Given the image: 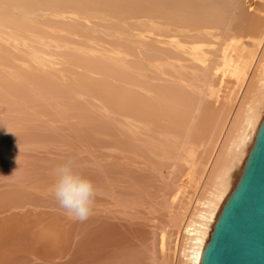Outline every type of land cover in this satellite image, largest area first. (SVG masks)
<instances>
[{
    "label": "rangeland",
    "instance_id": "1",
    "mask_svg": "<svg viewBox=\"0 0 264 264\" xmlns=\"http://www.w3.org/2000/svg\"><path fill=\"white\" fill-rule=\"evenodd\" d=\"M253 1V9H251L252 12H250L248 16L259 17L258 19L262 20V18H264V0ZM42 2L43 3H40L42 8H40L33 6L35 5V2L32 0H0V11L1 13L3 12L2 14L0 13V70H4L7 67L13 68L8 74L0 73L1 91L8 94L3 95V93L0 92V162L7 163V166H9L0 165V177H2L0 180L7 181L8 178L12 179L10 185H5L3 187L5 191H10L11 189L10 192H13L15 189L17 190L19 188H34L37 196L36 198L35 195L32 196L23 193V195L26 194L25 199L29 203V206L23 208H21L19 203L14 201H12L10 205L0 206V264H189L188 256L193 242L190 241L189 238L183 237V226L188 222V219L194 210V205L193 207L190 206V201L189 203L187 201L192 198L193 200L191 202H194L197 197H199V191L190 189L189 183L187 182L188 179H184V175L193 162H196V160L204 161V158L200 159L201 152L199 153V149L196 150L198 153L196 152V156H194L193 159L194 161L189 158V161L191 162L188 161L182 166L183 171L180 168L170 172L172 168L167 165L164 166L157 164L159 167L156 165L153 168L152 164H148L149 170H151L157 178L136 179L135 177L133 178L132 175L123 174V172L118 171V169L122 170L127 161H137L138 163L135 164V166H137L138 169L139 167H145L142 163L145 161L147 150L145 149V152L141 149L145 143L139 138L140 141H134V144H136L139 149L133 148V150H128L125 148V143L122 141V131L124 130L123 119L126 118L124 115L128 116L129 114L127 113H132L129 117L132 116L138 111L137 108H134L137 110L135 111L127 107L129 109H127V111L122 108L124 105L121 104L119 107L114 106V109L108 108L105 110L102 109V107H99V104L97 107L91 108L90 105L84 102L79 93L72 94L71 91L72 85L81 82L80 79L83 78L82 74L84 71L83 61H75L76 52L71 51V54L74 53V60L70 58L71 55L64 53L56 55L53 58L61 60L59 57H62L64 59L62 62L65 63V65H52L44 59H41L42 57L39 56L43 55V51H49L51 54H53L54 51L57 54L60 53L62 47L67 46L65 43L66 37H69L74 41L77 40L79 44L78 46L75 45L77 49H82L84 47L83 49L88 51L85 47L89 46L93 47L90 50L94 52L95 50L105 49L107 50V56H110L108 58L113 61H111L112 64H119L123 68L122 74L119 73L121 74L120 78L118 76L119 74L113 76L112 73H109V78L106 76L108 71L104 72L103 69V71H101V69H98V66H95L93 67L92 72H86L88 73V75L86 74L87 76L85 74L83 75L85 76L84 79L91 81L87 77L92 76L93 79H96L97 81L101 79L106 81L105 78L108 77V81L106 82L109 84L117 83V85L122 87V84L128 81L130 83L131 80H134L131 81V83L135 82V84L142 80V83L140 84H147L150 86L157 85L159 80L156 81V79L161 77L164 80L161 78L160 83L165 82V79L171 80L174 77V74L171 75L174 69L170 65L175 64L186 66L182 68V74L186 77L194 74L197 69L199 70L200 66L204 67L209 64L208 62L204 63V65L196 64V62L193 64L192 58H190L188 53H190L189 51H191L194 46V48L201 47L207 50L208 52L206 56L208 55V59L218 57L220 53H217V55L211 52L215 47L211 42H201V40L184 36L185 33L182 32V27H179L178 30L176 27H173V30L167 29V24L178 26V24H174L169 19H167V24L165 26H161L156 20L157 5L155 0H42ZM25 10H32L35 13L34 17L29 18L30 16L25 13ZM54 12H58L60 16L62 15V19H58V15L55 16ZM235 16L236 14L232 16V19H234ZM70 17L73 18L74 23ZM22 21L27 24L26 26L29 25L35 28V30L37 29V32H45L47 36L45 42L50 39L55 40V50H53L54 47H46L48 44L43 46L41 42L32 37L35 32H28L27 27L23 28L21 26ZM57 21L62 22L57 23ZM251 21L253 20H248L247 25L245 24L244 28H248ZM29 33L32 36L29 35ZM245 35H247L246 37H249L250 32H245ZM24 37L30 40V45L24 42ZM171 42L176 45V47L170 46L172 49L168 50L170 47H166L168 44H171ZM141 45L143 46L141 47ZM156 45H160L161 50H163H153ZM181 45L182 47H179ZM71 46L72 45H68V47ZM183 47L188 50H185L187 53L184 51ZM174 48H177L176 51H179L176 52ZM36 50L41 52L39 54L33 52ZM25 51H27V54ZM182 53L187 57H184ZM32 56H36L39 62H36ZM76 57L77 59L79 58L78 55H76ZM102 58L103 57H100L97 60L101 61ZM69 62H71V64ZM165 62H167V64H164ZM159 63L162 67H159V69L155 68ZM51 65L52 69L50 72L47 68ZM165 67H167V70ZM74 68H76L75 70L78 76H69L67 71L70 74H74ZM162 70L164 71L162 72ZM215 70L212 68L213 73L216 72ZM13 71L19 73L17 76L14 75L16 77L15 82H11L8 79V76L13 75ZM96 71L99 76L96 75ZM151 71L154 73L152 74ZM157 72L159 77L155 74ZM212 72L209 73L210 77L212 76ZM103 75H105L104 78ZM152 75H155L157 78ZM64 76H67V79H64ZM135 76H137L135 78L136 80L134 79ZM147 76L150 80L153 78L155 82L153 80L150 82ZM168 76L170 77L168 78ZM114 77L118 80L115 81ZM220 79H222L221 74L213 80L216 88L220 90L222 95H224V92H227L228 94L229 89L232 88V81L229 77H223L222 80ZM50 82L56 83L55 86L58 85L60 87L62 83L64 87H67V89H64L61 86L60 93H71L70 95H61L64 98L63 101L60 98V100H56L59 101L61 106L65 109H60L64 111L62 118L56 117L47 110L48 108L51 109V106L49 107L51 103L46 105L43 103L45 107L42 106V108H37L38 103L36 102V96L42 91L50 90ZM145 82H148L149 84ZM92 83L96 85L93 87H98L96 84L98 82ZM55 90L57 92V88ZM54 95L55 92L52 91L49 98H55L56 96ZM102 96L105 95L102 94ZM85 98L88 100L87 97ZM221 98L218 101L220 103L223 102ZM94 102L96 103V101ZM63 103L66 106H63ZM30 107H34L33 111L28 110ZM44 108L47 109L45 110ZM54 109L57 110L56 107L52 106V110ZM35 111H40V114H37ZM32 113L37 114V116H30ZM39 118L41 120L44 119L43 121H45L46 124H51L52 127L46 124L44 127H41L40 125L43 123L39 121ZM4 122L6 123L4 124ZM109 123L111 124V129ZM58 128H62V133L66 136L65 138L59 137L60 132ZM95 128L100 131L106 129L105 131L109 132L104 133L107 134L105 136L106 139L105 137L103 138L106 142L103 143L104 141H100V144H88L87 146L89 148L87 151L83 149L81 150L75 146V151H73V153L75 152V156H78L80 159L89 157L90 163L88 165L89 168L77 164L75 167L78 170V174L80 170L88 171L92 169L95 164H105L107 167H110L105 169L102 173L105 179L112 178L113 183H116L117 186L121 187H124L123 182L126 179L136 181V184H138V194L136 196L130 195L129 189H123L122 192L120 191L121 193L116 194L107 188L105 190V185L99 182L93 175V185L95 188H99V191L96 189L94 196L95 199H93L92 203V210H94L91 212V215L94 216V214H97L95 215L97 218L94 216V219L93 216L90 215L88 220L80 223L79 221H73L67 218L63 213V210L57 207V203L54 200L47 198L52 197V194L50 190L45 187L43 182L38 180L36 182L35 180L28 182L24 180L18 185L12 183L16 179L33 174L35 172H32L33 169L47 172L52 167L46 169L49 164L44 160H41V158H55L57 157L56 155L60 156L62 154L64 156L69 155L70 150L68 149H70V144L72 143L70 139L76 134L75 130L84 129L85 132L93 135V133H95ZM109 130L112 131V133ZM15 135L19 138L16 140L10 139V137ZM120 135H122V137H120ZM114 139L117 142H112ZM18 144L20 151L17 146ZM154 150L155 155L151 154V157L163 160L159 157L160 152L158 149L154 148ZM247 155H245L246 157L244 160L247 158ZM18 156L19 163L14 165ZM91 160L95 164H92ZM181 160L182 159L178 160V163L180 162L179 164L182 163ZM244 160L242 161L243 165ZM11 162L13 164H11ZM14 171L15 174H13ZM241 171L242 169H239V171L235 170L230 178L228 189L225 193L226 199H224L216 209L215 218L210 225V232H212L211 229H213L225 201L238 182ZM169 174H171V176ZM148 175L150 176V174ZM3 176L6 177L3 178ZM161 186H165L163 192L166 190V192L163 193V198L161 197L162 192H159ZM42 191H44L43 194L41 193ZM175 193H179L180 196L184 195V198H179L181 199L180 201L178 199L177 201L172 202L169 197ZM113 194L116 196L115 198ZM104 196H107L108 198L106 197V199ZM112 198H114V200H112ZM103 200L106 201L103 202ZM120 200L121 202H117ZM123 201L124 203H122ZM181 201L183 205L180 203ZM166 203L168 206L165 207ZM112 204L115 206H112ZM101 205L104 206L102 207ZM121 205H124V208H122ZM152 207L157 208L153 209ZM131 208L133 213L134 210H138V213L136 212V214H133L130 211ZM105 210L106 212H109V214H107ZM110 212L118 214H112ZM122 213L124 214L121 215ZM125 213H128V216H126ZM101 214L103 216L102 220L100 218L102 217ZM120 217L122 218L120 219ZM64 230H66L67 233ZM210 232L204 243V247L209 241ZM167 233L169 234V237L166 239L167 241H165V245H163L162 238H164ZM44 236H46L48 240L45 239ZM67 243H69L68 246L65 245ZM118 249L119 251H116ZM130 252H132V254L128 255ZM200 261L201 259L190 264H200Z\"/></svg>",
    "mask_w": 264,
    "mask_h": 264
},
{
    "label": "bare ground",
    "instance_id": "2",
    "mask_svg": "<svg viewBox=\"0 0 264 264\" xmlns=\"http://www.w3.org/2000/svg\"><path fill=\"white\" fill-rule=\"evenodd\" d=\"M32 1L35 2V5H33V6L42 8V6L40 5V3H43L42 0H32ZM155 2L157 5L156 20L161 26H165L167 24V19L171 20L174 24H178V26H175L172 24H167V26H166L167 29L173 30L172 28L176 27L178 30L179 27H182L183 28L182 32L185 33L184 36L201 40V42L213 43V45H215L216 48L214 47V49L211 50V52H213V54L220 53V55H219L220 57L218 56V57H212V58L208 59L207 58L208 55L206 56V54L208 52L207 50H205L204 48H201V47L194 48L195 47L194 46L191 49V51H189L190 53H188L190 55V58H192L193 64H195V62H196V64H203V65L206 62L209 63L204 67L199 65L200 66L199 70L197 69L195 73L192 71L194 74L191 73L192 75L186 77L185 75L182 74V68H184L186 66L175 64V65H170L174 69V71L171 75L174 74L175 78L171 77L172 78L171 80L165 79L166 81L162 82L163 84L160 83V80L162 77L159 79H156V81L159 80L158 83H160L161 85L158 84L157 82H156L157 85L152 84L153 86H150L147 84L142 85V84H140V83H142V80H141V82L135 84V82L131 83V81H134V80L130 79L131 80L130 83H129V81L128 82L124 81L125 83L122 82V83H124V84H122V87L117 85V83L114 84L112 82L113 84H109L108 82H106V81H108L107 78L108 77L110 78V76H108L109 73H112L113 76L115 74H119V73L122 74L123 68L119 64L118 65L112 64L113 61L110 58H108L110 56L109 55L107 56V50H105V49L104 50H95V52L90 50L91 48H93L90 46L85 47L86 49H88V51L83 49L84 47L82 49H77V47L75 46V45H77V46L79 45L77 40L74 41L71 38L66 37L65 43L67 44V46L66 47L63 46L60 53L57 54L54 51L53 54H51L49 51H47L48 53L43 51V55H41L39 57H42L41 59H44L46 62H48L52 65L53 64L65 65V63L62 62L64 60L62 57L58 56L59 58H61V60H59L58 58H56V59H53V58L56 55L64 53L67 55H71L70 58L73 59L74 53L71 54V51H73V52L75 51L77 53V54L75 53V61L76 60L77 61L78 60L83 61L84 71L82 74L83 78L80 79L81 82H79L76 85L71 86L72 94L73 93H79L82 96L84 102H86L88 105H90L91 108L97 107L98 104H99V107H102V109H105V110L108 108H113L114 106L119 107L120 104L124 105L122 108H124L126 110L128 108L133 109V110H135L134 108H137L138 111L135 110L137 112H135L132 116L129 117V115L132 113H127V114H129L128 116L124 115V117H126V118L123 119L124 130L122 131L123 133L121 132L123 135L122 141L125 143V148L128 150H133V148L139 149V147L136 144H134V141H136V140L140 141V139H141L143 141V143H145V145H143V147L141 148L143 151H145V149L147 150L145 161H143V163H142L145 167L142 166L143 168L139 167V169H138L137 166H135V164L138 163L137 161H132V162L127 161V162H125V167H123L122 170L118 169V171L123 172V174L132 175L133 178L135 177L136 179H138V178H140V179H143V178H148V179L151 178L152 179V178H154L155 179L157 177L151 170H149L148 164H152L153 168L157 164L164 165V166L167 165L170 168H172V170L170 172H173L174 170H177L180 168L182 170V166L186 162L189 161V158H191V160H193L194 156H196L195 155L196 152L198 153V151H196V150L199 149V153L201 152L200 153L201 154L200 159L204 158V161L196 160V162H193L191 165L189 164L190 168L187 170L186 174L184 175V179L185 178L188 179L187 182L189 183L190 189H194L195 191H199L198 192L199 197H197V199L194 202H191L193 200L192 198L189 199L188 201L186 200L188 203L190 201V206L193 207V205H194V210L191 207L193 210V213L191 211L192 214L189 217L188 222L185 224V226H183V233H184L183 237H187L190 239V241L193 242V245L190 249V253L188 256L189 262L187 261L190 264L192 262H195V261H198L201 259L204 243L206 242V239L209 235L210 225L212 224V222L215 218L214 216L216 213V209L224 201V199H226L225 193L228 189L229 180L232 177L235 170L239 171V169H243L244 165H243L242 161L246 157L245 155H247V153L250 151L252 144H253V141L255 139V134H256V132L259 128V125L262 122V119L264 117V18H262V20H259L258 19L259 17L257 18L254 16L253 17L248 16V14L250 12H252L251 9H253V5H254L253 0H155ZM17 3H18V1H17ZM0 13H1V11H0ZM25 13H27V15L30 16L29 18H33L35 15V13L32 10H25ZM54 13H55V16L58 15V19H62L61 18L62 15L60 16V14L58 12H54ZM235 14H236V16L234 17V19H232V16ZM7 17H8V14H7ZM70 18H72V17H70ZM71 20L74 23L73 18ZM248 20H253V21H251L248 28H244L245 24L247 25ZM19 22H21V21H19ZM61 22L62 21H57V23H61ZM26 25L27 24L22 21L21 26L23 28L27 27L28 32H31V31H32V33H33V31L35 32L34 36H32L30 33H29V35H31L32 37L37 39L39 42H41L43 44V46H46V44H48L46 47H54L53 50H55V48H56L55 40L49 38L50 40L45 42V39H47L45 32H37L36 31L37 29L35 30V28H33L32 26H29V25L26 26ZM27 31H26V33L28 34ZM163 31H165V30H163ZM245 32H250V36L246 37L247 35H245ZM166 33H168V32H166ZM170 33H172V32H170ZM184 36H182V37H184ZM24 38H25L24 42L28 43L30 45V40L26 39V37H24ZM247 40H248V42H247ZM68 45L69 46L72 45L73 48H72V46L68 47ZM172 45H174V44L171 42V44H168V46L166 48H168L170 46L176 47V45H174V46H172ZM142 46L143 45H141V47ZM160 47H161L160 45H156V47L153 50L157 49L158 51L159 50L162 51L163 49L161 50ZM171 47L168 48V50L172 49ZM179 47H182V45ZM139 49H140V46H139ZM183 49H184V47H183ZM176 50H177V48L175 49V51ZM185 50H187V49H184V51ZM178 51H176V52H178ZM187 51H185V52L187 53ZM25 52L27 54V51H25ZM33 52H37V54H39L41 51L36 50ZM211 52H209V53H211ZM76 55H78V57H79L78 59H77ZM61 56H63V55H61ZM183 56L187 57L184 54H183ZM32 57H34V60H36V62H39L36 56H32ZM100 57H103V58L101 61H98L97 59H99ZM183 58H182V60H183ZM56 60H58V61H56ZM73 60H72V62H73ZM186 60H187V58H186ZM69 63L71 64V62H69ZM164 64H167V62H165ZM189 64H190V62H189ZM52 65L47 68L48 71H50V72L52 69ZM159 65H160V63L155 68L159 69V67H162L161 65L160 66ZM95 66L96 67L98 66V69H101V71H103V70H104V72L108 71V74L106 75L108 77L105 78L106 81L104 79L97 81L96 79H93L92 76L87 77L91 81H87L84 79L85 76H83V75L84 74L88 75V73H86V72H92V69ZM165 68L167 70V67H165ZM212 68H214V70L216 68V70H215L216 72L213 73ZM11 69H13V68L7 67L4 70H0V73L1 74H8L12 71ZM75 69L76 68H74V70ZM158 69H157V71H158ZM58 70H60V69H58ZM71 71H72V69H71ZM163 71L164 70H162V72ZM169 72H171V71H169ZM210 72H212V76H211L212 78L210 77V74H209ZM54 73H56V72H54ZM153 73L154 72H152V74ZM12 74L13 75L8 76V79L11 82H15L16 81L15 76L19 75V73L16 71H13ZM67 74L69 76H78L76 70H75L74 74L73 73L70 74L68 71H67ZM121 74L118 75L119 78H120ZM155 74H157V77H159L158 72ZM164 74H165V72H164ZM220 74L222 75V79H223V77H229V79L232 81V88L229 89L228 94H227V92L226 93L224 92V95H222L220 93V90L218 88H216V85L214 84V81H213L214 78H217ZM96 75H97V71H96ZM97 76H99V75H97ZM104 76L105 75H103V78H104ZM136 77L137 76H135L134 79ZM153 77H156V76L154 75ZM169 77L170 76H168V78ZM63 78L67 79V76H64ZM126 78H128V77H126ZM140 78H141V76H140ZM114 79H115V81L118 80V79L116 80L115 77H114ZM209 79L211 80V82ZM222 79H220V80H222ZM125 80H127V79H125ZM148 80L151 82V80H153V78L150 80L148 77ZM153 81L155 82V80H153ZM92 82H98V83H96L98 87H96V88L93 87L96 85H94ZM119 82L121 83L120 80H119ZM119 82H118V84H119ZM145 83H148V82H145ZM49 85L51 87L50 90L42 91L40 94H38L36 96V102L38 103L37 108H42V106L45 107L46 104L51 103L49 105V107L51 106V109H49V108L48 109L44 108V109L45 110L47 109L51 114H54L56 117L62 118L64 111H62L60 109L61 108L64 109V108L61 106L60 102L56 101V100L62 99V101H63L64 98L61 95H70L71 93L70 94L60 93V90H61L60 87L61 86L64 89H67L66 86L64 87L62 85V83H61L60 87L58 85L55 86L56 83H52V82H50ZM56 88H57V92L55 90ZM1 90L2 89L0 87V92H2L3 95H8L7 93H4ZM52 91L55 92V95H54V96H56L55 98H51V97L49 98ZM102 94L105 96H102ZM85 97H87L88 100ZM220 98L223 100L222 103L218 102L220 100ZM94 101H96V103ZM58 102H59V104H58ZM218 103H219V105H218ZM52 106L56 107L57 110H55V109L52 110ZM63 106H66V105L63 103ZM33 109H34V107H30L28 110L33 111ZM35 112L37 114H40V111H35ZM109 112H111V111H109ZM129 112H131V111H129ZM37 114L32 113V114H30V116H32V115L37 116ZM116 114H117V112H116ZM30 116H28V117H30ZM107 118H108V116H107ZM43 120H41L39 118V121L41 123H43V124L40 123L41 127H44L46 124V122ZM5 123L6 122H4V124ZM118 123H120V122H118ZM46 125H49L52 127V125L49 123ZM106 126H108V125H106ZM61 129L62 128H58V130L60 132L59 137L65 138L66 136L64 135V133H62ZM110 129H111V124H110ZM114 129H115V127H114ZM114 129H113V133H114ZM105 130L100 131V130H97L95 128V133H93V135L88 134L87 132H85L84 129L75 130L76 134L73 135L72 139L69 138L71 140V142L74 143V144H72V143L70 144V149H68V150H70L69 151L70 154L67 152L69 155L64 156L62 154V155L58 156L55 154L57 156L55 158H47V159L41 158V160H44L47 164H49V165H47L46 169H49L52 167L50 170H48L46 172V171H40V170H34L33 169L32 172L35 171L33 174H29V176L26 175L22 178L16 179L12 183H15L18 185L20 182H23L24 180L28 181V182L31 180H33V181L35 180V182H36L38 180V181L43 182L45 187H47L50 190L51 186L54 182L53 169L56 166H58L62 163H65V162H71L72 166H74V171H76L77 173H78V170L75 167L77 164H81L83 166H86V168H89L88 167V165L90 164L89 163V157L88 158L86 157L85 159H80L78 156H75V154H74L75 152L73 153V151H75V146L80 148L81 150L83 149V150L87 151L89 148L87 146L88 144H90V145H91V143H95V144L99 143L100 144V141H104L103 143H105L106 140H104L103 138L107 134H104V133H109ZM90 131H92V130H90ZM110 132L112 133V131H110ZM73 134H74V132H73ZM79 134H82V135H79ZM122 135H120V137H122ZM120 137H119V139H120ZM18 138L19 137L17 135L10 137V139H12V140H16ZM100 139H103V140H100ZM105 139H106V137H105ZM206 141H208V142H206ZM112 142L115 143L117 141H115V139H114ZM146 146L149 148V150ZM154 148L158 149V151L160 152L159 157H161L163 160H158V159H154L151 157V154L155 155ZM47 149H49V148H47ZM106 154H107V152H106ZM113 154H114V152H113ZM179 159H182L181 164H179L180 162L178 163ZM195 159H196V157H195ZM245 160H244V163H245ZM189 162H191V161H189ZM91 163L95 164L93 161ZM11 164H13V163L11 162ZM16 164L17 163L14 162V165H16ZM0 165L7 166L8 164L4 163V162L3 163L0 162ZM7 167H9V166H7ZM106 167L107 166L105 164H95L93 166V168L88 170V171L87 170L83 171V170L79 169L80 170L79 174H81L82 176L86 177L89 180L91 179V181H92V176L94 175L99 182L103 183L106 186V187L104 186L105 190L107 188L108 190L112 191L115 194L121 193L123 189H129L130 195H132V196H136L138 194V192H137V190H138L137 185L138 184H136V181H133V180L131 181L129 179H126L123 182L124 187H121V186H117L116 183H113L112 178H109V179L106 178L105 179V177L103 176L102 173H103V171H105V169L110 168V167H107V168ZM114 168H116V167H114ZM137 170H138V172H137ZM148 174H150V176ZM183 174H182V176H183ZM169 175L171 176V174H169ZM4 177H6V176H3V178ZM0 179H2V177H0ZM11 181H12V179H9V178L7 179V181L0 180V206L1 205L2 206L10 205V203L12 201L19 203L21 205V208H23L25 206H29L28 201L25 199L26 194L23 195V193H27V194H30L32 196L35 195V197L37 198L36 191H34L35 190L34 188L33 189H27V188L26 189H20L19 188L17 190L15 189V191H13V192H10L11 189H10V191H5L3 187L5 185H10ZM92 183H93V181H92ZM153 187H155V186H153ZM164 187L161 186L160 191H159V192H162L161 197L163 196V193L166 192V190L163 192ZM95 189H98V191H99V188H95ZM44 191H42L41 193L43 194ZM21 192H22V194H21ZM98 193H96V194H98ZM103 194H105V193H103ZM115 197L116 196L114 195V198ZM47 198L54 200L53 197H47ZM114 198H112V200H114ZM169 198L172 202H175L179 198L183 199L184 195L180 196L179 193H175L174 195H172ZM181 199H179V201ZM122 200H124V199H122ZM26 201H27V203H26ZM104 201H106V200H103V202ZM115 202H116V199H115ZM117 202H121V200L117 201ZM122 203H124V201ZM167 203H166L165 207L168 206ZM180 203L182 204V201ZM107 204H110V203H107ZM107 204H105V205H107ZM117 204H119V203H117ZM101 206L103 207L104 205H101ZM112 206H115V205L112 204ZM121 207L124 208V205H121ZM184 208H186V207H184ZM112 209H113V207H112ZM114 210H115V207H114ZM130 211L133 213L132 208ZM130 211H129V213H130ZM105 212H106V210H105ZM123 212H125V211H123ZM126 212H128V211H126ZM136 212L138 213V210H136V211L134 210L135 214H136ZM106 213L109 214V212H106ZM110 213H112V212H110ZM114 213L115 212H113L112 214H114ZM115 214H118V213H115ZM123 214L124 213H122L121 215H123ZM95 215H97V214H94V216ZM98 215H100V214H98ZM130 215H131V213H130ZM91 216H93V215H91ZM94 216H93V218H94ZM101 216H102V214H101ZM110 216H111V214H110ZM119 216H120V214H119ZM126 216H128V213L126 214ZM95 218H97V217L95 216ZM100 218L102 220L103 216ZM121 218L122 217H120V219ZM76 223H79V222H76ZM64 231H66V230H64ZM40 232H41V230H40ZM181 232H182V230H181ZM66 233H67V231H66ZM54 234H56V233H54ZM43 235H45V234H43ZM38 236H40V235H38ZM66 236H67V234H66ZM168 237H169V234L167 233V235H165L164 238H162L163 245H165V241H167L166 239H168ZM44 238L47 239L46 236H44ZM69 243H67L65 245L68 246ZM130 244H132V243H130ZM71 250H73V249H71ZM116 251H119V249ZM125 252H127V251H125ZM130 254H132V252H130L128 255H130ZM66 259H67V256H66Z\"/></svg>",
    "mask_w": 264,
    "mask_h": 264
},
{
    "label": "water",
    "instance_id": "3",
    "mask_svg": "<svg viewBox=\"0 0 264 264\" xmlns=\"http://www.w3.org/2000/svg\"><path fill=\"white\" fill-rule=\"evenodd\" d=\"M200 264H264V117Z\"/></svg>",
    "mask_w": 264,
    "mask_h": 264
},
{
    "label": "clouds",
    "instance_id": "4",
    "mask_svg": "<svg viewBox=\"0 0 264 264\" xmlns=\"http://www.w3.org/2000/svg\"><path fill=\"white\" fill-rule=\"evenodd\" d=\"M17 146L20 151L19 144ZM18 162L19 156L16 158V163ZM53 176L54 182L50 191L57 206L70 220L79 222L87 220L92 212L96 192L92 181L74 171L71 162L56 166L53 169Z\"/></svg>",
    "mask_w": 264,
    "mask_h": 264
}]
</instances>
